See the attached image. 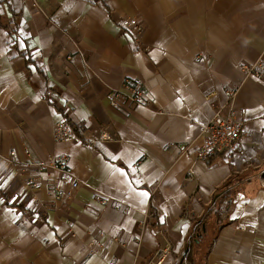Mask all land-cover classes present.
<instances>
[{"label": "crops", "instance_id": "0c3cea01", "mask_svg": "<svg viewBox=\"0 0 264 264\" xmlns=\"http://www.w3.org/2000/svg\"><path fill=\"white\" fill-rule=\"evenodd\" d=\"M5 1L0 209L26 221L0 211V264H149L164 245L160 232L173 245L167 263L264 264V76L242 69L264 59V0H40L41 12ZM120 19L142 22L149 51ZM126 81H141L149 102L112 107L110 94ZM213 104L232 107L245 133L235 153L203 159L200 128ZM62 117L78 141L54 137ZM118 150L138 161L115 177L109 151ZM51 157L65 158L73 179L27 166ZM232 177L243 178L229 200L218 191ZM212 215L220 227L198 257L191 247L206 241Z\"/></svg>", "mask_w": 264, "mask_h": 264}, {"label": "built area", "instance_id": "2783aa9c", "mask_svg": "<svg viewBox=\"0 0 264 264\" xmlns=\"http://www.w3.org/2000/svg\"><path fill=\"white\" fill-rule=\"evenodd\" d=\"M11 1L12 0H6L5 2L8 4ZM22 1L30 9L41 12L40 0ZM117 26L122 31L131 33L135 40V44L140 46L138 50L142 52L149 51V47L141 42V35L144 32V26L141 21L137 19H120L117 21ZM242 69L250 77L263 78L264 59H260L251 65H243ZM238 90L239 87L234 86L230 88L227 93L232 99L237 94ZM207 99L211 101V97H207ZM109 101L112 107H118L126 101L137 104H147V102H149V94L141 81H126L121 90L113 91L110 94ZM227 108L228 107L225 105L217 106L213 104L214 115L211 121L200 128L201 135L204 139V145L201 150V157L203 159L215 157L223 152L233 154L239 149V145L245 133L244 121L237 118V112L232 107H230L228 111ZM53 135L58 141L79 140V136L75 132L73 125L66 117H62L57 121ZM12 156L14 157L15 155L12 153ZM249 161L252 164V159H249ZM27 166L39 171H43L45 168L49 167L58 169L62 171L67 178L73 179L69 163L65 158L51 157L48 161H31ZM27 185L31 190H34L37 186L36 183H27ZM78 187L79 182L74 180L73 189L67 193V196L73 198ZM7 208L10 207L3 204L0 211L6 213L5 209ZM20 213H22L20 220L26 221L24 213L18 210L17 214ZM153 217L154 214L152 212L147 216L148 219H152ZM159 235L163 239L164 245L156 251L149 264H182L181 259H176L173 263H167L169 257L172 255L173 245L164 232H160ZM96 245H99V243H96Z\"/></svg>", "mask_w": 264, "mask_h": 264}, {"label": "snow or ice", "instance_id": "6c2138e0", "mask_svg": "<svg viewBox=\"0 0 264 264\" xmlns=\"http://www.w3.org/2000/svg\"><path fill=\"white\" fill-rule=\"evenodd\" d=\"M24 44L25 47H27V43L26 41L21 42ZM36 99H39V97H36ZM122 152L120 150L116 151V152H111L109 151V155L112 157L113 160L116 161V167L114 169H111L112 171V175L113 176H117V170L116 169H123L125 172H129V170L131 171H135L136 170V166H137V161L138 158H128L125 156V154H121ZM13 155H15V153H13ZM119 162V163H118ZM4 165L0 164V168H3ZM139 173H137V177H133L134 179H136V183L143 185L145 183V181L143 179H139ZM11 179V177L9 178ZM120 182L121 183H127V181L123 178V177H119ZM7 186V182L4 183H0V189H3ZM144 193L143 191L138 190L137 195L142 196ZM148 197L150 198V193H148ZM19 199V197H17V200ZM0 203H4V201L0 200ZM9 204H15L16 200H10L8 201ZM141 204L144 203L143 200L140 201ZM21 207H27L29 209H31L33 207V203L28 202L26 204H22ZM6 213H8L9 218L12 219L13 223L18 222L21 219L22 213L17 214V210L14 208H7L5 209ZM35 218L37 219L38 216H35ZM35 222V219L33 220V223ZM163 223V220L161 221ZM255 225H253L254 227ZM21 235H23V233H21ZM54 238V236H53Z\"/></svg>", "mask_w": 264, "mask_h": 264}, {"label": "trees", "instance_id": "16d2710c", "mask_svg": "<svg viewBox=\"0 0 264 264\" xmlns=\"http://www.w3.org/2000/svg\"><path fill=\"white\" fill-rule=\"evenodd\" d=\"M243 177H232L226 184H224L218 191L219 192H222V191H225L226 192V197L229 199V200H232V191L231 188L236 185V182H238L239 180L241 181ZM217 194H215V198L217 197ZM219 223V216L218 215H212L211 219L209 220V223H208V236L206 238V241H196V246L194 248V246L191 247V250L193 249V251H195V254L198 255V257H205L208 252H209V249L213 243V240L215 238V230H218L220 226H216L217 224ZM215 227V228H214ZM192 251V252H193Z\"/></svg>", "mask_w": 264, "mask_h": 264}, {"label": "water", "instance_id": "95a60500", "mask_svg": "<svg viewBox=\"0 0 264 264\" xmlns=\"http://www.w3.org/2000/svg\"><path fill=\"white\" fill-rule=\"evenodd\" d=\"M187 253H185V255H186Z\"/></svg>", "mask_w": 264, "mask_h": 264}]
</instances>
